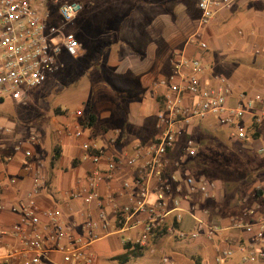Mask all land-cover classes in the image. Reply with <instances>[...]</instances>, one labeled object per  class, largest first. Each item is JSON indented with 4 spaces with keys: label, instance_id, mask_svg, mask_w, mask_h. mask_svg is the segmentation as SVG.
<instances>
[{
    "label": "built area",
    "instance_id": "1",
    "mask_svg": "<svg viewBox=\"0 0 264 264\" xmlns=\"http://www.w3.org/2000/svg\"><path fill=\"white\" fill-rule=\"evenodd\" d=\"M233 1L199 0V23L208 25L217 11ZM82 8L72 0L53 8H47L45 0H0V103L6 98L24 102L30 89L55 74L62 53L71 57L80 54L82 44L65 26L76 20ZM54 15L65 25L55 23ZM196 41L202 51L207 48L201 39ZM255 51L258 53L257 48ZM202 66L197 56L173 53L171 72L152 84L162 99L158 131L148 142L135 140L126 148H117L120 136L112 134L108 147H102L97 139L85 136L87 117L79 109L57 129L59 134L79 141L80 160L91 164L82 183L66 193L85 205L78 213L79 224L68 221L59 208L37 204L46 184L43 164L32 159V147L40 143L39 133L31 129L16 137L12 126L0 124L2 161L10 162L21 153L22 168L30 173V188L18 203L0 200V212L13 216L10 224H0V264H97L93 243L102 237L116 235L124 245L137 244L154 253L152 241L157 235L212 240L230 229L248 233L250 241L238 246L235 240L219 245L215 263L221 264L238 248L243 252L238 264L264 263V215H257V207L245 211L240 219L220 224L207 218V209L184 205V187L187 193L198 192L204 199L214 197V182L194 177L181 163L196 155L194 133L199 123L211 121L209 124L227 128L239 141L250 139L247 123H264L260 94L240 92L233 96L226 78L206 79ZM15 182L9 179L10 184ZM258 191L264 197V186ZM185 216L192 222L188 229L181 226ZM163 262L175 264L166 257Z\"/></svg>",
    "mask_w": 264,
    "mask_h": 264
},
{
    "label": "crops",
    "instance_id": "2",
    "mask_svg": "<svg viewBox=\"0 0 264 264\" xmlns=\"http://www.w3.org/2000/svg\"><path fill=\"white\" fill-rule=\"evenodd\" d=\"M198 1L100 0V3H95L94 0H90L83 5L79 14L83 23L75 34L82 44L80 53L87 54L86 39L95 41L94 59L90 68L94 71L101 69L104 73L102 80H107L114 88L110 100L99 99L97 105L103 106L99 105L98 111L95 106L91 108L96 120L93 126L85 128V136L97 139L102 147H108L107 139L112 135V131L106 127L105 120L129 122L132 120L130 112L138 110L136 106L141 102L144 105L149 103L150 112L157 115L161 101L152 84L171 72L173 53L176 51L199 57L203 65L204 77L212 81L216 76L224 77L231 84V89L235 85L232 76L237 75L239 77L237 82L240 85L237 90L232 89L233 96L246 92L260 94L264 98V0H234L229 7L217 11L206 26L199 23ZM196 39L204 41L207 48L203 51L199 49ZM255 48L259 51V55L254 53ZM135 113L140 112L135 111ZM262 125L264 127V123L260 124L259 130L264 134ZM10 126L13 127L16 137L24 136L20 134L17 125ZM38 133L40 143L32 147L34 154L32 159L43 164L46 184L37 197V204L40 207L59 208L68 221L79 224L78 213L85 208V205L81 199H71L66 193L82 183L85 172L91 164L87 160H80L79 141L73 137L59 134L57 130L53 135L46 131ZM156 134L157 132L151 134L148 139L142 137L135 140L148 142ZM120 139L117 141V148H126L135 141L124 142ZM258 140L259 138L255 141ZM6 143L7 148L10 149V138ZM108 150L112 151V147ZM67 155L71 158L70 179L63 187L62 162L63 157ZM23 160L20 153L14 155L10 162L2 161L0 150V200L8 204L18 203L30 188V173L23 170ZM10 178L15 179L14 185L9 183ZM214 184V195L217 197L216 200H219L223 192L216 182ZM262 184L264 185V181ZM195 193L198 192L187 193L184 187L183 195L186 200ZM210 199L202 200L195 197L192 201L193 205L188 201H185L184 205L189 204L197 210L207 209V218L210 221L228 224L229 220L222 221L218 217L225 205L212 202ZM249 199L253 198L249 197ZM254 201L253 208L257 207V215H264L263 197L260 195ZM12 220L13 216L10 212H0L1 225H8ZM181 226L184 229L192 226L188 216L183 218ZM77 230L82 231L80 227ZM114 236L118 241L119 236L109 237ZM104 239L102 237L93 243L97 264L99 263L96 250L103 248L100 242ZM231 240H235L234 244L237 246L250 241L248 233L233 229L216 235L212 240H179L171 234L157 235L152 241L156 248L154 253L141 249L140 254L133 258H141L144 252H148V259L153 262L160 253L161 262L166 257L175 264H216L214 257L217 247ZM124 251V244L120 241V249L116 252L123 254ZM242 253L238 248L234 255L224 261L226 264H238Z\"/></svg>",
    "mask_w": 264,
    "mask_h": 264
},
{
    "label": "rangeland",
    "instance_id": "3",
    "mask_svg": "<svg viewBox=\"0 0 264 264\" xmlns=\"http://www.w3.org/2000/svg\"><path fill=\"white\" fill-rule=\"evenodd\" d=\"M69 0H45L47 8L55 7L60 2ZM84 5L90 0H72ZM100 3V0H94ZM80 14V13H79ZM80 15L74 22L65 26V30L72 34H77L79 26L83 23ZM53 21L60 25H65L57 15L52 17ZM235 29V28H234ZM94 31V29H91ZM92 34V33H90ZM85 39V37H83ZM87 54L80 53L76 57H71L66 53L59 56L58 68L55 74L35 89L29 90L27 99L22 103H14L9 98L0 103V124L17 125L22 135L28 134L32 130L46 131L50 135L60 128L67 120L72 119L74 110H81L87 117L89 108L96 107L99 99L110 100L114 88L109 85L107 80H102L103 71L91 70L90 66L94 59L95 41L86 39ZM97 43H99L97 41ZM256 49V48H255ZM253 49L254 53L259 55ZM107 71V70H106ZM237 90L240 83L237 82V75L232 76ZM239 81V80H238ZM231 88V86H230ZM230 89V91H232ZM127 101V99H125ZM149 104V103H148ZM141 102L137 104L138 110L130 112L129 122L104 121L106 127L112 134L119 135L120 141L132 142L135 139L149 138L151 134L157 132L158 117L150 112L151 105ZM144 105V106H143ZM103 106V105H101ZM135 111L140 112L138 114ZM144 115V121H142ZM133 117V118H132ZM86 119V118H85ZM211 121L203 123L208 128H196L194 133L196 145V157L184 159L183 168L190 169L192 175L196 178L205 177L216 182L223 195L216 200V195L211 197L210 201L223 203L225 207L221 211L220 220L240 219L245 211L253 208L254 199L258 198V187H263L264 181V134L259 130V140L248 139L239 141L230 134V130L224 127L207 125ZM99 124V123H98ZM263 129V125L261 126ZM18 132V133H19ZM262 148V151H259ZM63 166L61 172V184L65 187L70 179L71 158L67 155L63 157ZM193 161V162H192ZM188 163H192L190 168ZM194 195V196H193ZM203 196L198 193L192 194L188 203L193 205V198ZM252 197L253 199H249ZM247 198V200H245ZM262 199V198H261ZM264 200V197H263ZM237 212V214H232ZM239 215V216H238ZM117 237H108L100 242L102 249L96 250L98 253L99 264H167L159 260L161 254L152 261L148 259V252H144L140 258H133L131 255L127 262L121 263L115 259L120 249ZM101 250H104L101 251ZM117 253V254H116ZM115 255V256H114ZM114 256V257H112ZM221 264H226L222 261Z\"/></svg>",
    "mask_w": 264,
    "mask_h": 264
},
{
    "label": "trees",
    "instance_id": "4",
    "mask_svg": "<svg viewBox=\"0 0 264 264\" xmlns=\"http://www.w3.org/2000/svg\"><path fill=\"white\" fill-rule=\"evenodd\" d=\"M161 97H159V100L161 101ZM96 120V115L92 112V109L89 108L88 112H87V118L85 119L84 125L87 126V128H90L91 126H93L94 121ZM203 123L205 122H201L199 123V129L200 128H208L206 125H203ZM207 125H214L212 123H206ZM215 126V125H214ZM258 126L259 124L256 123L255 121L249 122L246 124V132H247V136L250 139H258L260 134H259V130H258ZM196 157V156H195ZM193 162V161H192ZM188 166L191 168L193 166L192 163H188ZM189 169V168H188ZM189 171L191 172V170L189 169ZM192 174V173H191ZM260 191H257V195H260ZM176 226L178 225V223L175 224ZM124 253L119 254L115 257V259L119 260L121 263H125L128 261V259L130 258L129 256L131 255L132 257H136L140 254V251L142 248H140L139 245L137 244H131V243H127L124 245Z\"/></svg>",
    "mask_w": 264,
    "mask_h": 264
}]
</instances>
